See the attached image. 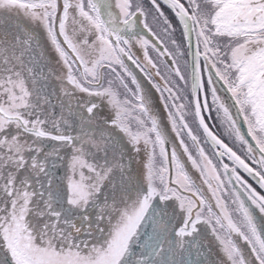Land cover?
<instances>
[{
	"label": "snow or ice",
	"instance_id": "obj_1",
	"mask_svg": "<svg viewBox=\"0 0 264 264\" xmlns=\"http://www.w3.org/2000/svg\"><path fill=\"white\" fill-rule=\"evenodd\" d=\"M0 264H264V0H0Z\"/></svg>",
	"mask_w": 264,
	"mask_h": 264
},
{
	"label": "rangeland",
	"instance_id": "obj_2",
	"mask_svg": "<svg viewBox=\"0 0 264 264\" xmlns=\"http://www.w3.org/2000/svg\"><path fill=\"white\" fill-rule=\"evenodd\" d=\"M166 12L168 11L167 8L165 7L164 9ZM149 19L151 20V17H149ZM157 99H158V94H157ZM209 102H211V98L209 97ZM214 115V113H213ZM210 126H212V121H208ZM189 123L192 124V126L195 128V123H193L191 117H189ZM214 131L221 137V138H224L226 142H229L228 139L226 138V134L224 133V130H223V127L219 125V123L217 122L215 127H214ZM238 147V145H237ZM205 148L206 150L209 151V154H211L212 152V149H211V146L210 145H205ZM225 162H228L227 159L225 158ZM250 183H253L251 180L249 181ZM253 186L254 187H257V190L260 191V189L258 188V186H256L254 183H253Z\"/></svg>",
	"mask_w": 264,
	"mask_h": 264
},
{
	"label": "water",
	"instance_id": "obj_3",
	"mask_svg": "<svg viewBox=\"0 0 264 264\" xmlns=\"http://www.w3.org/2000/svg\"><path fill=\"white\" fill-rule=\"evenodd\" d=\"M217 134V133H216ZM218 135V134H217ZM226 142V141H225ZM227 143V142H226Z\"/></svg>",
	"mask_w": 264,
	"mask_h": 264
},
{
	"label": "flooded vegetation",
	"instance_id": "obj_4",
	"mask_svg": "<svg viewBox=\"0 0 264 264\" xmlns=\"http://www.w3.org/2000/svg\"><path fill=\"white\" fill-rule=\"evenodd\" d=\"M225 162V161H224Z\"/></svg>",
	"mask_w": 264,
	"mask_h": 264
}]
</instances>
